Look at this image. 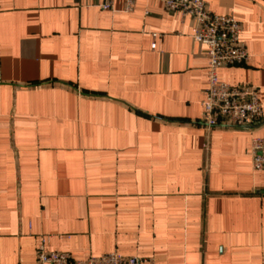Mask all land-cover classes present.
<instances>
[{
    "label": "crops",
    "instance_id": "crops-1",
    "mask_svg": "<svg viewBox=\"0 0 264 264\" xmlns=\"http://www.w3.org/2000/svg\"><path fill=\"white\" fill-rule=\"evenodd\" d=\"M206 1L250 53L221 79L256 86L264 109V0ZM105 2L0 0V264H36L44 237L78 259L264 264V119L208 132L191 18Z\"/></svg>",
    "mask_w": 264,
    "mask_h": 264
},
{
    "label": "built area",
    "instance_id": "built-area-1",
    "mask_svg": "<svg viewBox=\"0 0 264 264\" xmlns=\"http://www.w3.org/2000/svg\"><path fill=\"white\" fill-rule=\"evenodd\" d=\"M114 0H106L104 8ZM169 12H179L193 21L191 35L205 48L208 58L207 89L203 100V124L208 132L217 128H251L264 119L259 90L254 85H232L221 79L224 67L245 65L250 60L246 43L241 39L243 23L230 16L214 13L206 0H159ZM125 10L135 8L136 0H125ZM154 39L159 37L153 34ZM153 43V48L156 47ZM252 166L264 171V136L251 141ZM41 239L36 250V264H156L152 257L125 256L109 252L87 258H75L70 252L48 248Z\"/></svg>",
    "mask_w": 264,
    "mask_h": 264
}]
</instances>
